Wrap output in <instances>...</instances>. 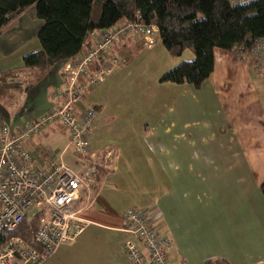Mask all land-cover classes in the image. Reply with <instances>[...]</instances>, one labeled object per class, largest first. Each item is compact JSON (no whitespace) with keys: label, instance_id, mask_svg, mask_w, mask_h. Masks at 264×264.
<instances>
[{"label":"crops","instance_id":"1","mask_svg":"<svg viewBox=\"0 0 264 264\" xmlns=\"http://www.w3.org/2000/svg\"><path fill=\"white\" fill-rule=\"evenodd\" d=\"M34 16L25 10L2 27L0 71L34 75L22 63L41 49L38 29L26 28ZM152 36L150 47L136 32L115 41L99 60L112 71L73 112L95 110L88 145L96 152L74 153L59 122L22 143L45 165L61 158L80 171L95 159L98 167L88 200L76 203L82 230L43 264H131L122 250L123 240L133 239L122 231L130 207L146 209L171 239V264H264V102L251 79L252 61L242 63L236 48H215L213 70L199 87L160 83L166 70L194 54L172 57L158 33ZM62 63L29 90L0 95V117L11 128L63 103ZM68 150L77 169L63 159Z\"/></svg>","mask_w":264,"mask_h":264},{"label":"built area","instance_id":"2","mask_svg":"<svg viewBox=\"0 0 264 264\" xmlns=\"http://www.w3.org/2000/svg\"><path fill=\"white\" fill-rule=\"evenodd\" d=\"M229 1L233 5H244L253 0ZM130 31L138 33L143 45L150 47L157 27L143 22L136 14L133 20L124 19L111 29L90 32L89 47L84 46L79 56L62 63L65 98L61 105L18 129L11 128V123L0 117V264H43L61 244L73 241L82 230L76 203L89 198L98 172L95 159L80 171L70 168L61 158L45 165L38 159L37 152L26 150L22 143L51 123L59 122L68 134L67 145L74 153L85 156L92 151L87 131L96 116L95 110L90 107L78 115L73 112L84 92L102 83L112 71V64L99 63L102 54ZM236 53L241 55L239 48ZM247 54L257 63L252 66L264 67V37L256 39ZM92 63L98 66L88 74L87 68ZM84 78L86 80L82 81ZM32 210L40 213L35 245L20 236L5 234L6 229H14L28 218ZM122 231L133 237L122 243L131 264H171L168 256L171 239L155 229L146 209L127 208Z\"/></svg>","mask_w":264,"mask_h":264},{"label":"trees","instance_id":"3","mask_svg":"<svg viewBox=\"0 0 264 264\" xmlns=\"http://www.w3.org/2000/svg\"><path fill=\"white\" fill-rule=\"evenodd\" d=\"M32 7L42 21L36 34L41 49L24 55L22 63L34 75L21 79L17 70L0 71V95L29 90L57 63L74 59L84 46L89 47L86 39L90 32L111 29L121 20H133L136 14L143 22L156 25L169 55L178 57L185 50L194 54L192 60L166 70L160 83L199 87L213 70L215 48H239L247 53L256 39L264 37V0L244 5L229 0H0V33L8 21ZM92 125L87 131L88 142ZM260 189L264 195V181ZM32 214L5 234L35 245L40 213Z\"/></svg>","mask_w":264,"mask_h":264},{"label":"rangeland","instance_id":"4","mask_svg":"<svg viewBox=\"0 0 264 264\" xmlns=\"http://www.w3.org/2000/svg\"><path fill=\"white\" fill-rule=\"evenodd\" d=\"M29 10H34L33 9V7L31 8V9H27V12H29ZM25 16H27V15H25ZM17 17V16H16ZM15 18V17H14ZM21 19V18H20ZM20 19H17V21H16V23L17 24H19V25H23L22 24V21H20ZM32 19V18H31ZM16 20V19H15ZM40 20L39 19H37V17L36 16H34V19L33 20H30V19H27V21H26V28H30V27H32V28H36V29H38L39 27V25L41 26V24H42V22H41V24H40V22H39ZM25 26V25H24ZM23 26V27H24ZM132 33H134V32H128L127 33V35H126V37L128 36V35H130V34H132ZM125 37V38H126ZM121 40H123V39H121ZM117 41H120V40H117ZM142 44V43H141ZM243 57L241 58L242 60H241V62L242 63H244V64H247L249 67H250V58H245V57H247V56H249L247 53H242V51H241V53H240ZM240 56V55H239ZM172 57H176V56H172ZM252 64H253V62H251ZM91 66L92 67H95V64L94 63H92L91 64ZM27 69H24L23 71H26ZM251 73L250 74H252L251 75V79L253 78L254 79V81H255V83H256V90H257V92L259 93V95H260V100L262 101V102H264V94H262V88L264 89V67L263 66H260L259 68H257V69H254V70H252L251 69V71H250ZM253 76V77H252ZM16 94H17V92H15ZM98 111V110H97ZM0 116H1V114H0ZM60 128H62L61 126H60ZM64 132V131H63ZM64 134V136H66V132H64L63 133ZM66 139H67V137H66ZM47 154H50L51 152H46ZM72 152L70 151V150H68V151H66V153L65 154H63L64 156H63V159H65L66 160V162H71V159H73V158H71L72 156H69L68 157V159H66V157H67V155L68 154H71ZM53 158H54V155H53ZM58 160V159H57ZM72 163V164H71ZM71 163H69V164H71V167H73L74 169H77V167H76V165L73 163V162H71ZM34 212H36V210H32L30 213H28L29 214V216H31V214L32 213H34ZM124 241V240H123ZM123 243V242H122Z\"/></svg>","mask_w":264,"mask_h":264},{"label":"clouds","instance_id":"5","mask_svg":"<svg viewBox=\"0 0 264 264\" xmlns=\"http://www.w3.org/2000/svg\"><path fill=\"white\" fill-rule=\"evenodd\" d=\"M65 61H67V60H65ZM65 61H63V62H65Z\"/></svg>","mask_w":264,"mask_h":264}]
</instances>
